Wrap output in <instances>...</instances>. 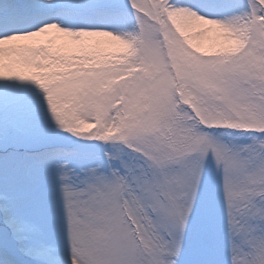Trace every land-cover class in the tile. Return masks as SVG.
<instances>
[{
	"label": "snow or ice",
	"instance_id": "snow-or-ice-1",
	"mask_svg": "<svg viewBox=\"0 0 264 264\" xmlns=\"http://www.w3.org/2000/svg\"><path fill=\"white\" fill-rule=\"evenodd\" d=\"M0 264H264V0H0Z\"/></svg>",
	"mask_w": 264,
	"mask_h": 264
},
{
	"label": "bare ground",
	"instance_id": "bare-ground-1",
	"mask_svg": "<svg viewBox=\"0 0 264 264\" xmlns=\"http://www.w3.org/2000/svg\"><path fill=\"white\" fill-rule=\"evenodd\" d=\"M199 39H200L201 41H202V40H203V41H206L207 38H206V37H200Z\"/></svg>",
	"mask_w": 264,
	"mask_h": 264
},
{
	"label": "rangeland",
	"instance_id": "rangeland-1",
	"mask_svg": "<svg viewBox=\"0 0 264 264\" xmlns=\"http://www.w3.org/2000/svg\"><path fill=\"white\" fill-rule=\"evenodd\" d=\"M198 41H201L199 38H198ZM203 41V40H202Z\"/></svg>",
	"mask_w": 264,
	"mask_h": 264
}]
</instances>
